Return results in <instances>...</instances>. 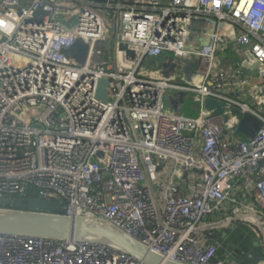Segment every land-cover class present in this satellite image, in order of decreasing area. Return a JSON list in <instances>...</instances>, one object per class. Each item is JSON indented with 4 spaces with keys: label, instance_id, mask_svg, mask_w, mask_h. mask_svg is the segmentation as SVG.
<instances>
[{
    "label": "built area",
    "instance_id": "2783aa9c",
    "mask_svg": "<svg viewBox=\"0 0 264 264\" xmlns=\"http://www.w3.org/2000/svg\"><path fill=\"white\" fill-rule=\"evenodd\" d=\"M20 1L0 0V196L62 201L165 260L232 264L199 229L244 215L264 227V116L222 92L246 80L241 66L219 72V56L223 29L238 27L264 82V0ZM167 55L183 83L139 72ZM181 92L197 95V113ZM221 102L256 119L247 140L229 134ZM0 264L144 263L105 244L0 234Z\"/></svg>",
    "mask_w": 264,
    "mask_h": 264
},
{
    "label": "crops",
    "instance_id": "0c3cea01",
    "mask_svg": "<svg viewBox=\"0 0 264 264\" xmlns=\"http://www.w3.org/2000/svg\"><path fill=\"white\" fill-rule=\"evenodd\" d=\"M225 37L226 51L219 56L218 71L228 75L238 66L244 71L243 78L245 84L238 86H225L222 92L238 101L244 102L249 107L264 116V82L253 76L251 45H242L237 38L241 34V30L236 26H226L223 29ZM166 59H168L166 62ZM155 61V60H150ZM163 67L161 70L143 71L146 75L156 78H173V82L183 83L176 74L171 72V59L167 55L159 60ZM153 63L151 68L154 67ZM168 98L174 97V94L168 92ZM181 97H187V101H183L181 107L190 113H197L200 107L193 100L197 99L194 93H176ZM209 106V101L207 102ZM220 107L225 109L228 120L227 130L229 134L247 140L251 136V131L257 126L256 119L249 113H243L239 107L233 108L228 103L221 102ZM237 114V117L233 115ZM236 218V219H234ZM234 221H231L233 220ZM210 224L199 229V232L205 236L208 242L218 245V254L221 258L227 259L232 264H264V230L255 224L250 215L238 217H213Z\"/></svg>",
    "mask_w": 264,
    "mask_h": 264
},
{
    "label": "water",
    "instance_id": "95a60500",
    "mask_svg": "<svg viewBox=\"0 0 264 264\" xmlns=\"http://www.w3.org/2000/svg\"><path fill=\"white\" fill-rule=\"evenodd\" d=\"M27 2L28 0H21L20 4ZM111 32L110 43H114L116 52L118 34L116 30ZM112 61L113 68L117 72V62L115 59ZM148 183L152 188L149 177ZM63 207L64 203L56 199L37 196H0V234L105 244L131 255L144 264H182L165 260L163 255L110 222H102L92 217L69 216L62 213ZM252 220L264 230L258 220Z\"/></svg>",
    "mask_w": 264,
    "mask_h": 264
},
{
    "label": "rangeland",
    "instance_id": "374dc122",
    "mask_svg": "<svg viewBox=\"0 0 264 264\" xmlns=\"http://www.w3.org/2000/svg\"><path fill=\"white\" fill-rule=\"evenodd\" d=\"M111 27H112V29H115V22H114V19H112L111 20ZM105 46H107L108 47V45H106L105 44ZM111 52V51H110ZM109 56V54H108V52H107V55L105 54V57H108ZM151 59H149V58H147L146 60H145V62L143 63V65H142V67H141V69L139 70V72H141V73H144L143 71H145V70H147V71H152V69L153 68H151L152 66V64L153 63H155L156 61H150ZM168 59H166L165 61H163V62H166ZM132 65V64H131ZM133 68V66H129V68H128V70H131ZM145 69V70H144ZM210 102H213V100H211ZM220 104V103H219Z\"/></svg>",
    "mask_w": 264,
    "mask_h": 264
}]
</instances>
